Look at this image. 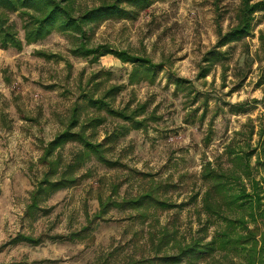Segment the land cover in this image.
<instances>
[{"label": "rangeland", "instance_id": "obj_1", "mask_svg": "<svg viewBox=\"0 0 264 264\" xmlns=\"http://www.w3.org/2000/svg\"><path fill=\"white\" fill-rule=\"evenodd\" d=\"M104 1L78 0L76 5L93 8ZM241 1L152 0L146 9L123 3L122 14L86 26L94 46L129 50L157 64L152 79L134 83L133 63L113 54L98 61L75 55V32L55 29L20 51L0 47V264H102L106 259L118 264L150 250L145 238L135 235L149 232L151 224L167 226L179 240L210 241L224 224L204 210L209 186L204 171L210 163L218 170L239 171L238 156L246 154L250 175L242 173V180L261 202L254 219L249 208L230 213L244 217L250 228L264 230V6L254 14L251 33L221 46L208 74L200 75L219 29L226 32L237 23ZM22 19L18 12L10 13L24 38ZM177 78L187 82L177 85ZM114 85L122 87L105 99L112 107L134 110L147 104L138 116L144 120L140 129L87 102V95L104 97ZM76 107V130L88 118L105 117L86 133L95 142H106L107 157L119 164L111 167L87 156L77 183L51 194L42 203L45 211L33 219L26 210L47 170L41 162L43 148L69 126ZM82 149L70 142L58 155L70 163ZM152 182L166 185L161 196L177 206L152 210L145 221L135 217L137 210L117 207L95 217L100 196L122 201ZM83 228L88 231L74 240L52 239ZM19 233L43 241L10 242ZM199 264L248 263L244 255L223 258L216 252Z\"/></svg>", "mask_w": 264, "mask_h": 264}, {"label": "trees", "instance_id": "obj_2", "mask_svg": "<svg viewBox=\"0 0 264 264\" xmlns=\"http://www.w3.org/2000/svg\"><path fill=\"white\" fill-rule=\"evenodd\" d=\"M78 0H0V47L4 49L15 48L22 50L25 44L36 43L48 36L55 29L65 33H77L72 52L77 56L92 57L98 61L100 57L113 54L124 62L133 63L135 66L130 74V82L134 83L140 79H152L154 67L157 65L152 59L130 52L129 50L112 49L108 45L94 46L86 26H97L104 20L125 12L123 3L133 5L139 9H146L152 4V0H113L104 1L93 8H84L76 5ZM217 6V2H216ZM264 6V0H242L237 11V23L228 31L219 29V40L209 50L204 60L208 66H204L201 77L209 72V65L220 55V47L226 43L240 39L251 33L254 14ZM218 9V7H217ZM18 12L23 18L24 38L19 36V31L10 21V13ZM264 41V38H263ZM211 64V65H212ZM145 75V76H143ZM177 85L187 82L184 78L175 79ZM122 86L114 85L104 97H95L94 94L86 96L87 102L98 110L105 109L111 115L128 121L131 125L140 129L144 126V120H139L140 113L146 111L147 104H141L136 109L130 110L129 106L122 109L112 107L107 97L115 94ZM78 107L74 109L69 126L60 132L53 140L45 144L41 162L47 167L37 188L33 190L30 203L27 206L26 215L36 219L41 211H45L42 203L54 192L72 186L80 179L78 170L85 162L86 157L95 155L97 159L109 166H117L119 162L107 157L106 142H95L87 135V128L96 129L105 117H91L81 125ZM124 127V126H123ZM124 129V128H123ZM70 142H78L82 146L72 162L65 163L58 151ZM249 154L238 156L239 171L218 170L212 167L211 163L204 171V178L209 186L204 192L203 207L209 216L223 219V227L212 237L205 241L203 237H194L191 240H179L174 231L167 226L160 227L151 224L149 232L141 230L136 237L145 238L149 251L139 254H130L120 260L118 264H199L202 258L213 257L220 252L223 258H229L232 253L244 255L248 264H264V230L250 228L244 217L231 216L232 209L252 210L251 215L255 218L256 207L261 200L260 195L255 192H248L242 180L243 174L250 175V163L247 161ZM64 165V167H63ZM63 167V168H62ZM241 168V169H240ZM241 171V172H240ZM241 184V186H238ZM171 185V184H169ZM163 183L150 184V188H144L142 193L135 196L124 197L122 201L115 200L112 195L108 198H99L100 209L95 213L96 218L104 217L111 207L137 210L135 217L143 221L151 217V211L159 208L168 209L177 206L161 196L168 188ZM237 188H239L237 190ZM115 191L117 188H114ZM88 228H83L68 235L53 236L52 239H71L82 237ZM28 242L40 244L43 241L41 236L35 237L30 234L19 233L10 242ZM4 247V246H2ZM2 249V248H1ZM152 251V252H151ZM187 259V262L184 261ZM107 260L102 264H107ZM45 260L34 261L31 264H43Z\"/></svg>", "mask_w": 264, "mask_h": 264}]
</instances>
